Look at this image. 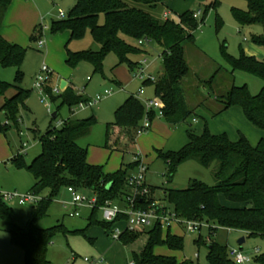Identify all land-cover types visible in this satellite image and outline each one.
Listing matches in <instances>:
<instances>
[{"label": "trees", "instance_id": "obj_1", "mask_svg": "<svg viewBox=\"0 0 264 264\" xmlns=\"http://www.w3.org/2000/svg\"><path fill=\"white\" fill-rule=\"evenodd\" d=\"M169 1L171 0H77L74 9L65 19L52 22L51 32H69L70 43L82 41L90 34L99 49L72 52L67 47L66 64L75 69L82 62H89L100 73L103 72L106 57L112 53L118 57L120 64H128L135 72L139 63H133L129 57L146 54L139 46H159L162 49V69L156 81L146 80L144 84L153 86L156 98L163 103V119L171 125H178L186 122L193 113L187 108L183 96V82L190 73L185 60L184 44L195 43L194 33L198 28V20L194 18L195 12L192 11L179 16L178 21L156 18L152 12ZM245 1L248 4L247 11L233 10L236 22L240 26L260 25L264 28V0ZM11 2L12 0H0V68L18 70L14 84L0 81V99H4L0 106V134L3 135H7L13 126L19 128L21 114L26 109L30 95L29 91L21 87L26 51L7 41L1 34ZM210 8L211 6L206 8L204 17H201L202 22ZM123 37L134 40L137 45L129 44ZM142 40L146 44L139 45ZM253 44L264 49V35L253 37ZM222 49L233 71L239 70L257 76L263 81V88L258 96H252L246 87L233 86L228 94L217 97L222 108L212 116L217 117L230 108L238 107L250 124L264 131V61L248 57L244 51H241L239 59H235L227 54V47ZM46 92L52 103L59 104L58 109L63 106L72 109L89 103L84 95H77L72 88H67L58 95L48 89ZM115 117V126L126 130L134 143L136 136L134 138L133 135L142 128L145 118L152 123L156 114L147 112L142 101L131 96L116 110ZM97 123L96 117L63 121L60 128L50 129L40 136L42 152L30 164L22 153L11 160L16 168L26 169L32 174L35 180L32 192L35 195L43 196L48 191V195L36 204L34 218L24 229L14 225L12 210L6 206L0 194V217L11 223V241L24 250V264L48 263L50 243L61 228L44 231L37 228V222L46 215L62 188L72 187L80 192L96 194L99 207L106 201L124 202L131 192L127 179L137 169L138 162L127 165L114 174H107L104 167L88 163V148L78 144L79 140L90 135ZM158 157L166 164L171 179L180 165L195 161L206 169H212L215 185L208 186L201 181L192 180L185 190L164 191L160 200L152 197L155 189L148 185L149 198L143 202L139 200L140 207L146 208L155 201H165L173 205L174 212L183 220L204 219L209 224V241L217 230L210 227L211 223L230 231H241L249 239L264 241V139L254 146L241 134L237 142H232L226 134H212L206 125L201 136L189 134V143L180 151L158 152ZM99 207L92 210L89 220L91 225L101 224L96 219ZM102 226L110 231L113 225L103 221ZM167 230L168 234L164 237V230L160 225L150 228L147 233L148 243L143 252L133 255L134 264H190L155 253L158 246H165L172 251L183 249V239L172 236L171 228ZM143 232H126L120 241L132 243ZM208 261L210 264H236L230 260L227 248L214 241H211L209 247ZM255 261L257 264H264V253L258 255Z\"/></svg>", "mask_w": 264, "mask_h": 264}, {"label": "rangeland", "instance_id": "obj_2", "mask_svg": "<svg viewBox=\"0 0 264 264\" xmlns=\"http://www.w3.org/2000/svg\"><path fill=\"white\" fill-rule=\"evenodd\" d=\"M76 3L77 0H12L2 27V36L26 51L22 65L21 87L30 92L26 109L21 114L22 122L19 128L13 126L7 135L0 134V194L6 206L12 210L14 225L21 229L26 228L34 218L36 205L22 206L17 200L6 201L4 196L21 197L33 194L35 180L28 170L18 169L11 163L13 154L17 155L23 148L25 160L30 164L42 152L40 136L50 129L60 128L59 123L69 119L84 120L91 117L98 119L91 134L79 140L78 144L88 148V163L104 167L107 174L118 172L121 168L134 163L135 156H139L149 168L146 182L155 189L152 197L156 200L162 199L164 191L187 189L192 180L201 181L208 186L215 185L212 169H206L195 161L180 165L171 179L166 164L158 157L157 146L146 134L148 131L139 136L135 133L133 136L134 138L137 136L136 142L132 143L130 135L124 131L125 134L122 136L119 128L115 126L116 109L124 105L132 95L138 98L139 92L143 90L147 96L156 98L153 86L145 85L138 77L139 67L135 72L132 71L128 64H120L114 53L106 57L101 73L96 72L89 62H82L75 69L68 67L67 47L72 52L99 49L90 34L82 41L70 43L69 32L59 34L51 32V24L59 20V12L63 11L68 15ZM209 6L211 8L204 22L201 19L197 21L195 43L184 44L185 60L190 73L183 82V96L187 108L193 111L190 120L196 118L200 122L198 128L203 127V119L208 120L204 114L206 111L199 107L201 104L208 105L211 100L217 101L218 96H225L233 86L246 87L252 96H258L263 88V81L257 76L239 70L233 71L222 49L224 46L227 47V54L235 59L240 58L241 51L252 57L253 55L248 53L259 49L260 57L256 56V58L262 62L264 60L262 59L264 57H261V54L264 55V49L253 44V37L263 36L264 28L260 25L240 26L233 15L235 9L247 11L248 4L245 0H171L167 4L159 5L152 14L162 21L166 20V15H169L168 19L178 21L179 16L189 11H201V17H204V12ZM40 38L48 43V51L38 48ZM123 38L129 44L137 45L134 40ZM139 47L146 54L130 56L129 59L139 64L146 59L147 64L143 67L144 78H156L158 71L162 69V49L156 44ZM45 65L52 71L51 76L41 73ZM17 71L16 68H0V81L14 84ZM39 75L47 79V84L41 90L35 86V79ZM62 80L68 82L77 95L83 94L89 101L104 96L106 92H111V95L104 96L92 107L87 104L72 109L67 106L58 109L59 104L52 103L46 90L53 93V90L60 89ZM139 98L141 101L144 100L143 97ZM3 102L4 99L1 98L0 106ZM210 107L214 108V106ZM54 113H58L56 119L52 117ZM190 124L197 126L192 122ZM234 126L236 127L235 124ZM249 126L256 131L257 136L264 137L262 131L252 124ZM124 137L129 142L124 141ZM249 137L251 142L256 144V137L252 133H249ZM131 173L137 174L136 170ZM90 194L88 191L85 192L86 196ZM47 195L48 191L41 197ZM222 201L225 202L224 199ZM163 204L174 211L170 203L164 201ZM76 212L80 216L71 217ZM91 215L92 210L85 206L77 211L67 188L61 189L59 195L50 204L46 215L37 222V228L40 230L61 228L56 232L49 246L47 264H100L101 262L130 264L134 254L140 255L143 252L148 241L149 228L134 242L126 244L114 240L111 232L102 226L100 211L97 212L96 219L101 224L91 225L89 221ZM196 221L203 223L202 228L196 232H188L183 226L175 224L171 226L170 234L183 239L181 251L158 246L155 248V253L159 256L187 261L190 264H210L208 254L211 241L226 247L228 254L230 249H241L246 257L251 258L249 264H257L255 261L257 250L261 254L264 253V241L261 239H249L241 231H230L213 223L210 227L217 230L209 241V224L204 219ZM11 226L8 220L0 217V264H24V250L11 241ZM119 227L121 230L124 229L123 225ZM163 233L166 237L168 230L165 229ZM242 238L246 241L240 247L238 242ZM86 260L89 262H85ZM230 260L233 261L232 258Z\"/></svg>", "mask_w": 264, "mask_h": 264}, {"label": "built area", "instance_id": "obj_3", "mask_svg": "<svg viewBox=\"0 0 264 264\" xmlns=\"http://www.w3.org/2000/svg\"><path fill=\"white\" fill-rule=\"evenodd\" d=\"M202 13L201 11L194 13V18L199 20L201 19ZM67 14L63 11L59 12V19H65ZM168 16H166V19ZM46 29V27L44 28ZM146 42L144 40L139 42V45H144ZM46 42L44 40H39L38 48L44 49ZM147 64L146 59L143 60L139 64V78L143 81L151 80L156 81V78H144L145 69L143 68ZM41 73L51 76L52 71L48 66H44L41 70ZM47 84V79L43 78L39 75L35 79V86L37 89L41 90ZM64 90L55 89L53 90L54 94H61ZM144 91L141 90L139 92L138 98L144 95ZM111 92H106L104 96H110ZM104 96H98L95 100L89 101L87 103L90 107L98 104ZM87 104H80L79 107H83ZM145 107L147 112H154L156 114V118L164 117V105L158 98L148 99L145 101ZM63 124L59 123V126ZM151 126V121L148 118H145L143 126L138 130L137 135H142L146 133ZM134 162H138V166L136 169V173H131L127 179V185L130 189V193L125 197L124 202H114V201H106L104 205L101 207L98 206V197L96 194H90V196H86L84 192L77 191L76 189L69 187L67 188L69 194H71L73 198L74 206L77 211L85 206L91 210L99 207V211L102 213V219L104 222L112 224L113 226L110 229L111 235L114 240L120 241V238L126 233H141L146 229H150L155 227L156 225H160L163 230L171 228L173 224L177 226H183L187 229L188 232H196L202 228L203 223L198 221H188L181 219L174 211L169 210L163 203L160 201H155L152 204H149L146 208L140 207L138 201L140 202L147 201L150 195V189L146 182V176L149 171V168L144 162L139 158V156H135ZM5 200L15 201L22 206L27 204H38L42 201V197L33 194H28L26 196L18 197L17 195H6L4 196ZM4 199V198H3ZM79 213L71 215V217H79ZM123 225L124 229L121 230L119 226ZM260 251H256V256L260 255ZM229 257L233 259L236 264H249L251 258L246 257L241 249H230ZM86 262H89L86 260ZM102 264V262L100 263ZM131 264H134L131 263Z\"/></svg>", "mask_w": 264, "mask_h": 264}, {"label": "crops", "instance_id": "obj_4", "mask_svg": "<svg viewBox=\"0 0 264 264\" xmlns=\"http://www.w3.org/2000/svg\"><path fill=\"white\" fill-rule=\"evenodd\" d=\"M167 3H169V2H167ZM166 16L169 17V15H166ZM3 24H4V21H3ZM2 27H3V25H2ZM1 32H2V28H1ZM44 50L48 51V43L47 42H46V45L44 47ZM248 54L253 55L252 57H254V56L260 57L259 56V54H260L259 49L258 50H256V49L251 50V52ZM261 57H264V55L261 54ZM262 59H264V58H262ZM158 73H159V71H158ZM158 73H157V75H158ZM157 75H156V77H157ZM63 82H66V81L62 80L60 82V88H61ZM66 83H67V85H66V88L64 89V91L67 88H72L68 82H66ZM154 92H155V90H154ZM79 95H83V94L79 93ZM144 96H146V97H144ZM142 97L144 98V100L142 101L143 104H145V101H147L148 99H153L150 96H147L146 93H144V95ZM153 97H154V95H153ZM138 99H140V98H138ZM208 103H209L208 105L201 104L199 106L202 110L206 111L204 114L206 115V117H208L207 118L208 120L203 119L204 123H203L202 128H198V122L199 121L196 118H193L192 120H190L191 118H189L186 122L178 124V125H171L168 122H166L163 118H155V120L151 123V126H150V128L146 134H147L148 138H150L154 142V144L157 146L156 147L157 151L163 152V153L180 151L182 148H184L189 143V134L201 136L204 132L206 125H208V128L212 134H214V135L226 134L232 142H237L240 139L241 134L245 135L248 138V140L250 141V143L254 146L257 145L262 139H264V137H262V136H261L262 138H260V136H257L255 133L256 131H253V129L249 126L250 123L247 121V119L245 118V116L243 114V111L240 108L233 107V108L226 110L221 115H219L217 117H213L212 114L220 111L222 106L217 101H214V100H211ZM210 106H214V108H211ZM237 108L240 109V111ZM56 117H58V114L56 115ZM62 122H60V123H62ZM191 122L194 124H197V126L195 127V126L191 125L190 124ZM234 124L236 125V127L234 126ZM238 127L240 129H238ZM119 130H120L121 135L123 136L125 134L124 131H126V130L121 129V128H119ZM259 131H261V130H259ZM262 132L264 134V131H262ZM249 133H252V135H254L256 137V140H255V141H257L256 144L251 142L252 140H250ZM136 138H137V136H136ZM136 138H135V142H136ZM126 140L124 137V141H126ZM23 151L24 150L22 148V150H19L18 153L24 154ZM14 156L15 155L13 154V157ZM163 193H162V195H163ZM146 230H144L143 234L146 233L145 232ZM147 238L149 239L148 235H147ZM147 243H148V241H147ZM50 245H51V243H50ZM133 262L134 261H131L130 264Z\"/></svg>", "mask_w": 264, "mask_h": 264}, {"label": "water", "instance_id": "obj_5", "mask_svg": "<svg viewBox=\"0 0 264 264\" xmlns=\"http://www.w3.org/2000/svg\"><path fill=\"white\" fill-rule=\"evenodd\" d=\"M66 85H67V83H66V82H63V83H62V86H61V89L64 90V89L66 88ZM56 115H57V113H54V114L52 115V117H53L54 119H56ZM109 188H110V187H109ZM245 241H246L245 238L240 239L239 242H238L239 246L242 247V246L245 244Z\"/></svg>", "mask_w": 264, "mask_h": 264}]
</instances>
